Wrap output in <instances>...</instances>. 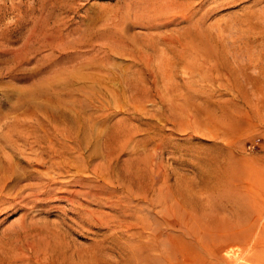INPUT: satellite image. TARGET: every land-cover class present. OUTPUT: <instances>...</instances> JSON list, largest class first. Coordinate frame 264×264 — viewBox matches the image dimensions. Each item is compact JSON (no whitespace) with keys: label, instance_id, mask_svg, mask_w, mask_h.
Segmentation results:
<instances>
[{"label":"rangeland","instance_id":"374dc122","mask_svg":"<svg viewBox=\"0 0 264 264\" xmlns=\"http://www.w3.org/2000/svg\"><path fill=\"white\" fill-rule=\"evenodd\" d=\"M52 111L78 130L41 129ZM25 137L82 147L47 170ZM13 165L0 264H264V0H0V176ZM222 166L226 189L202 188Z\"/></svg>","mask_w":264,"mask_h":264},{"label":"bare ground","instance_id":"6f19581e","mask_svg":"<svg viewBox=\"0 0 264 264\" xmlns=\"http://www.w3.org/2000/svg\"><path fill=\"white\" fill-rule=\"evenodd\" d=\"M210 32V31H209ZM208 34V33H207ZM209 35V34H208ZM216 36V35H215ZM208 38V37H207ZM210 39V37H209ZM214 39V38H213ZM216 40V38H215ZM218 40V39H217ZM215 41L217 42L216 44H212L214 48H217L218 50L222 51L221 53H223V51H228L229 50V45L226 46L225 44H223L221 41ZM211 41V40H210ZM214 42V43H215ZM224 42V41H223ZM184 48V47H183ZM218 51V53L220 52ZM224 57V56H223ZM205 104V103H204ZM14 105V104H13ZM29 109V108H28ZM205 109V108H204ZM52 114H53V117L55 120H57L56 122L52 123L50 121H46L45 122V126L41 129L45 130L46 132H56L57 134L59 133V136L62 135V133L64 135H67V134H71L70 133V127L72 129H74L75 131L78 130L76 126L79 125V119L77 118H73L72 116L68 115L66 112H53L52 111ZM59 116H62V119L66 120V124H70L68 126L70 127H65V125H62L60 123V117ZM50 123V124H49ZM76 124V125H74ZM17 125V124H16ZM42 125V124H41ZM20 126V125H19ZM12 136V135H11ZM66 137V136H65ZM68 139L69 138H62L61 142H58V139H54L52 137V139H45V138H41V139H28V138H23V145L26 144L24 147L26 146H29L30 148L32 149H35V148H38L39 151H41L42 154H44L46 156V163H47V166H46V169L50 170L52 169L53 167L55 166H59L58 164H56V161L57 159H54L53 157L55 156L56 158H60L59 160H57L58 162H61V160H64L66 158V152L67 151H71V150H80V148L82 147V139L81 138H77V139H74L73 141L70 139L69 142H68ZM15 147V146H14ZM28 148V147H27ZM109 149V148H108ZM5 150V149H4ZM11 151V150H10ZM25 153V152H24ZM39 153V152H38ZM37 153V155H38ZM56 153V155H55ZM3 157V156H2ZM15 158V157H14ZM19 159V158H18ZM37 159H42L41 157H33L31 158V162L33 164H36L34 161H36ZM27 161V160H26ZM41 161V160H40ZM28 162V161H27ZM63 162V161H62ZM30 163V162H29ZM44 163V162H43ZM28 165V163H27ZM14 168H12L10 166V168L7 169V171L9 172V174H3L1 175V179H0V183H3V182H7L9 179H13L15 181L17 180H20L22 178V175L19 174L16 169H15V166L13 165ZM45 167V166H44ZM61 167L62 169H64L63 166H59ZM218 166H214V168H217ZM224 167V168H223ZM228 166H222V174H220L219 176V173H215L213 174V179H214V182L210 183V182H207L205 180H202V185L201 187L208 190V192H213L214 190H218V188H223V189H226V187H221L222 185H220L221 183H223V180L226 176L230 175V174H227V172L225 173V168H227ZM2 168V167H1ZM136 168V167H135ZM219 169V168H218ZM217 169V170H218ZM21 172V170H20ZM130 176V175H129ZM238 177V176H237ZM227 178V177H226ZM225 178V179H226ZM231 178V182H235L237 179H235L236 177L233 176V177H230ZM138 179V178H137ZM227 181V180H225ZM228 182V181H227ZM238 182V181H236ZM239 184V183H238ZM238 184H235V185H238ZM240 185V184H239ZM26 186V185H24ZM187 186H190V185H187ZM243 187H245L244 185H241ZM193 187V186H192ZM243 187H241V189H244ZM3 188V187H1ZM0 188V189H1ZM170 196L172 197V199H174V201H176V203L178 202H181L184 203V204H187V205H191L192 202H194L195 198H194V193L192 191H187L188 188H191V187H187V188H182L180 187V185H174L172 187H170ZM5 190V189H4ZM234 191V190H233ZM232 191V192H233ZM228 193V192H227ZM227 193H224L223 195H221L222 197H228L231 195V194H227ZM28 194V193H27ZM235 195V194H234ZM260 196L264 197V194H260ZM233 197V196H232ZM248 198V197H247ZM168 221V220H167ZM173 225L176 224L177 220L176 219H172L171 220ZM248 237V234L247 233H244V232H239L237 235H235L234 237H231V240H238V241H242V240H246ZM106 251L103 250V249H97L96 251H93L92 253L89 254V257L87 258V261H89V263H94L96 261L98 262H105L106 264H119V263H125L126 262V258L124 259L122 257V259H120V261H117L114 263L112 262H107L106 261ZM119 262V263H118ZM95 264V263H94Z\"/></svg>","mask_w":264,"mask_h":264},{"label":"built area","instance_id":"2783aa9c","mask_svg":"<svg viewBox=\"0 0 264 264\" xmlns=\"http://www.w3.org/2000/svg\"><path fill=\"white\" fill-rule=\"evenodd\" d=\"M249 145H254V144H249Z\"/></svg>","mask_w":264,"mask_h":264}]
</instances>
